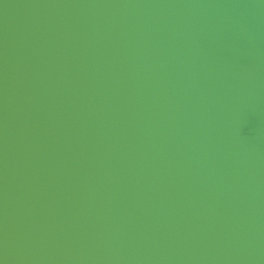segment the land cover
Here are the masks:
<instances>
[{"label": "water", "instance_id": "water-1", "mask_svg": "<svg viewBox=\"0 0 264 264\" xmlns=\"http://www.w3.org/2000/svg\"><path fill=\"white\" fill-rule=\"evenodd\" d=\"M0 264H264V0H0Z\"/></svg>", "mask_w": 264, "mask_h": 264}]
</instances>
